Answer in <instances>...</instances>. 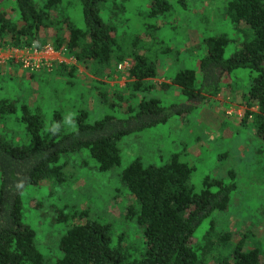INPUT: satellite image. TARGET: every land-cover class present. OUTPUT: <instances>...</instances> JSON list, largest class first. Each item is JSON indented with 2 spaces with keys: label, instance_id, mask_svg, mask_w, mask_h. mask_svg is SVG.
I'll use <instances>...</instances> for the list:
<instances>
[{
  "label": "trees",
  "instance_id": "1",
  "mask_svg": "<svg viewBox=\"0 0 264 264\" xmlns=\"http://www.w3.org/2000/svg\"><path fill=\"white\" fill-rule=\"evenodd\" d=\"M105 1L78 0L82 27L57 16L62 0H13L14 9L9 13L0 10V48H41L46 44L63 48L74 64L99 79L91 87L108 109L118 107L114 98L122 102L120 94L128 98L142 93L136 105L124 100L123 115L104 114L88 122L87 112L77 110L69 130L58 111H52L45 125L37 108L31 110L26 103L17 107L13 100L0 97V118L18 108V120L28 137L26 143L17 144L0 133V264H264V250L248 229L239 234L216 230L210 224L201 240L191 244L199 223L213 210L228 207L236 179L232 170L227 171V183L205 176L195 192L190 180L192 166L175 153L156 165H144L135 157L118 173L125 195L132 199L123 215L140 227V247L122 233L113 234L110 224L89 218L84 210L66 213L56 208L54 222L60 223V229L45 245V253L36 230L25 221L24 194L30 190L26 204L32 210L42 207V197H35L40 190L57 196V189L68 180L65 167L71 154L85 152L97 171L117 167L124 136L200 106L206 96L220 94L228 75L237 78L235 70H245L248 76L245 91L236 94L245 107L240 122L250 121L255 135L264 141V0H223V18L241 37L235 49L224 57L230 39L222 33L204 37L198 43L204 52L196 59V68H181L158 85L148 82L162 76L156 59L148 56V47L138 48L136 36L129 50L119 51L114 26L100 17ZM175 1L184 6V0ZM113 8L118 9L117 5ZM169 9L168 0H152L147 16H163ZM124 61L123 71L130 81L125 90L108 91L110 87L100 80L112 77ZM51 71L77 77L72 64L54 63ZM154 85L177 86L183 101L162 106L157 98H147ZM262 219L264 224V216Z\"/></svg>",
  "mask_w": 264,
  "mask_h": 264
},
{
  "label": "rangeland",
  "instance_id": "2",
  "mask_svg": "<svg viewBox=\"0 0 264 264\" xmlns=\"http://www.w3.org/2000/svg\"><path fill=\"white\" fill-rule=\"evenodd\" d=\"M151 1L106 0L100 12L102 20L114 26L120 52L131 48L130 43L135 36L139 49L143 45L148 47V56L156 59L157 70L162 75L148 82L158 85L163 80L168 81L167 77L181 68H196L195 61L204 52V49L199 50L198 43L204 37L226 35L230 40L224 49V57L235 49L241 39L223 18V0H184V6L175 0H168V13L155 18L147 16ZM113 5H117L118 9H112ZM12 7L14 9L13 0L7 3L0 0V10L9 13ZM56 14L82 27L78 0H62ZM74 63L72 58L66 62L74 65L77 77L68 78L44 69L28 74L14 64L0 61V97L13 100L17 107L26 103L31 110L37 108L45 125L49 123L52 111L60 112L65 130L73 128L71 117L79 109L87 112V121L91 122L104 114L123 115L124 100L135 104L140 99L142 93L128 98L123 93L120 94L122 102L114 98L118 107L108 109L101 104L91 87L96 82L94 80L99 79H94ZM234 74L238 75L237 78L228 75V83L220 94L206 96L200 106L183 115L173 113L163 123L124 136L120 142V163L117 167L97 171L93 160L85 152L74 153L67 157L65 169L68 180L57 189V196H49L45 189L40 190L35 197H42V207L32 210L26 204L30 190L25 193V221L36 230L42 248L45 250V245L47 247L59 233L60 223L54 222L56 208L66 213L84 210L89 218L110 224L113 234L122 233L140 247V227L133 219L127 220L123 215L124 207L132 203V199L126 196L128 194L119 181L118 173L135 157L141 159L144 165H156L175 153L181 161L192 166L190 180L195 192L201 188V180L205 176L220 178L227 183L230 180L227 171L232 170L236 179V189L230 194L228 207L223 211L213 210L204 218L194 229L191 244L201 240V235L212 224L216 230H235L239 234L250 230L263 251L264 141L255 135L250 121L240 122L245 107L236 94L245 91L248 76L247 71L240 69ZM66 79L72 84H68ZM100 81L107 84L110 91L124 89L130 78L121 70ZM157 85L149 90L147 98H157L162 106L183 101L177 86ZM18 116L17 108L0 118V133L13 143H26L28 137ZM80 219L75 218V221ZM255 239L249 238L251 241Z\"/></svg>",
  "mask_w": 264,
  "mask_h": 264
},
{
  "label": "built area",
  "instance_id": "3",
  "mask_svg": "<svg viewBox=\"0 0 264 264\" xmlns=\"http://www.w3.org/2000/svg\"><path fill=\"white\" fill-rule=\"evenodd\" d=\"M6 49L9 50L6 55L9 61L25 72H36L39 69L50 71L54 63H66L71 60L70 57L64 55L65 50L63 48L54 49L49 44L41 48L30 45L18 48L8 47ZM126 65L125 61L120 62L116 69L121 71Z\"/></svg>",
  "mask_w": 264,
  "mask_h": 264
},
{
  "label": "crops",
  "instance_id": "4",
  "mask_svg": "<svg viewBox=\"0 0 264 264\" xmlns=\"http://www.w3.org/2000/svg\"><path fill=\"white\" fill-rule=\"evenodd\" d=\"M6 48H8V47L0 48V61H2L3 63H7L9 65H12V64L9 63V59L6 57L8 51H9Z\"/></svg>",
  "mask_w": 264,
  "mask_h": 264
}]
</instances>
